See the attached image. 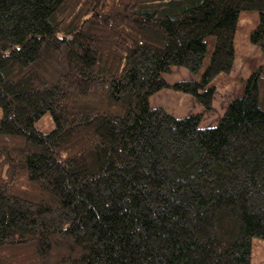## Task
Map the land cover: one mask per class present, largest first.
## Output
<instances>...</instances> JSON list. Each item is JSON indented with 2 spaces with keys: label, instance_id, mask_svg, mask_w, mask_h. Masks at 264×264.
Wrapping results in <instances>:
<instances>
[{
  "label": "trees",
  "instance_id": "1",
  "mask_svg": "<svg viewBox=\"0 0 264 264\" xmlns=\"http://www.w3.org/2000/svg\"><path fill=\"white\" fill-rule=\"evenodd\" d=\"M251 9L264 52V0H0V264H250L264 62L213 125L149 96L211 110ZM174 65L194 77L167 81Z\"/></svg>",
  "mask_w": 264,
  "mask_h": 264
},
{
  "label": "rangeland",
  "instance_id": "2",
  "mask_svg": "<svg viewBox=\"0 0 264 264\" xmlns=\"http://www.w3.org/2000/svg\"><path fill=\"white\" fill-rule=\"evenodd\" d=\"M258 22V12L255 9L240 11L234 35V59L230 72L229 81L226 83L216 82V90L212 100V109L205 110L191 94L184 93L169 87L161 88L149 96L151 106H162L175 116H184L191 113L203 112L200 125L215 124L223 112L225 105L233 98L240 81L249 73L250 64L245 59L253 58L257 63L264 62V52L260 46L250 42L251 30ZM167 81L173 82L178 79L193 78L194 74L181 66H172L169 72L163 74ZM1 117V108H0ZM34 126L41 131H48L54 126L49 111H45L34 122ZM250 264H264V238L253 237L251 239Z\"/></svg>",
  "mask_w": 264,
  "mask_h": 264
}]
</instances>
